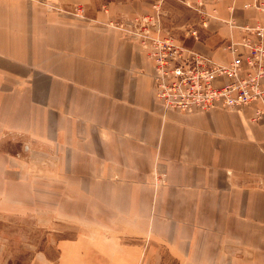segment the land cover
<instances>
[{
	"label": "crops",
	"instance_id": "0c3cea01",
	"mask_svg": "<svg viewBox=\"0 0 264 264\" xmlns=\"http://www.w3.org/2000/svg\"><path fill=\"white\" fill-rule=\"evenodd\" d=\"M190 1L176 43L217 65L264 25V0ZM152 6L0 0V211L78 225L31 264H264V97L165 109L135 29Z\"/></svg>",
	"mask_w": 264,
	"mask_h": 264
},
{
	"label": "built area",
	"instance_id": "2783aa9c",
	"mask_svg": "<svg viewBox=\"0 0 264 264\" xmlns=\"http://www.w3.org/2000/svg\"><path fill=\"white\" fill-rule=\"evenodd\" d=\"M250 33L251 37L245 36L241 40L244 53L230 47L235 57L227 66L217 65L206 56L177 44L172 37L142 35L141 42L150 47L148 57L154 66L156 99L165 109L191 113L217 105L237 110L263 98L264 25L257 26ZM223 76L229 80L215 85V78Z\"/></svg>",
	"mask_w": 264,
	"mask_h": 264
},
{
	"label": "rangeland",
	"instance_id": "374dc122",
	"mask_svg": "<svg viewBox=\"0 0 264 264\" xmlns=\"http://www.w3.org/2000/svg\"><path fill=\"white\" fill-rule=\"evenodd\" d=\"M151 2L152 13L137 17L135 21L140 42L143 40L142 35L152 38L169 36L176 40L193 34L194 22L199 15L198 11L192 8L196 3L192 4L190 0ZM141 43L143 44V41ZM145 48L148 53L150 47L145 44ZM46 215L33 216L31 213L22 215L19 212L0 211V259L3 264H31L38 251H45L53 257L54 242L71 235L78 227L75 222H55Z\"/></svg>",
	"mask_w": 264,
	"mask_h": 264
}]
</instances>
